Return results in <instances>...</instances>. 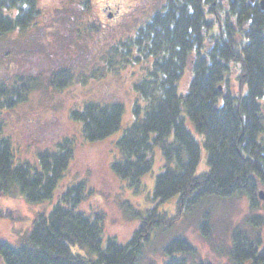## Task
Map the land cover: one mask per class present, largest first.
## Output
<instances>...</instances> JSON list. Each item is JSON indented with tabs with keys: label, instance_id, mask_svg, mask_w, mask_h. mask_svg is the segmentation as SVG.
I'll return each instance as SVG.
<instances>
[{
	"label": "trees",
	"instance_id": "obj_1",
	"mask_svg": "<svg viewBox=\"0 0 264 264\" xmlns=\"http://www.w3.org/2000/svg\"><path fill=\"white\" fill-rule=\"evenodd\" d=\"M259 1L166 0L123 45L135 52L132 65L143 72L140 75L139 69L134 83L133 120L117 140L119 152L111 169L139 191L159 149L163 165L155 177L154 197L160 202L176 197L174 213L135 209L140 223L132 237L120 243L109 236L104 243V213L90 217L78 208L87 192H93L87 180H81L59 194L49 213L35 215L21 245L0 240L3 264H140L153 233L175 226L183 211L201 198L244 195L252 205L259 203L261 187L264 194V9ZM37 10V0H0V37L33 24ZM188 68L190 83L180 93ZM231 73L236 74L237 93L231 91ZM29 77L0 81V114L32 89ZM49 77L57 90H66L71 81L64 67ZM184 109L207 152L209 169L201 174L202 144L185 126ZM70 115L79 122L83 141L93 143L121 128L124 106L88 100L73 107ZM76 139L39 154L40 168L15 163L0 120V195L21 196L30 203L51 199L75 157ZM12 211L0 208V218L13 219ZM255 219L251 223L257 225ZM257 222L260 229L264 217ZM206 225L201 224L202 233ZM161 254L159 264H191L187 257H193L195 247L177 236ZM228 255L232 264H264V237L236 233Z\"/></svg>",
	"mask_w": 264,
	"mask_h": 264
},
{
	"label": "rangeland",
	"instance_id": "obj_2",
	"mask_svg": "<svg viewBox=\"0 0 264 264\" xmlns=\"http://www.w3.org/2000/svg\"><path fill=\"white\" fill-rule=\"evenodd\" d=\"M165 1L37 0L34 23L0 37V81L30 76L34 84L12 109L0 114L3 135L12 142L14 162L26 161L40 168L39 154L55 150L67 139L77 138L75 157L59 179L51 199L30 203L21 196L0 195V208L13 210L14 216L13 219L0 218V240L13 246L21 245L35 215L49 213L61 199L59 194L81 180H87L93 192H87V198L78 208L86 210L90 217L98 211L104 213V243L109 236H115L120 243L132 237L140 223L135 209L144 211L156 207L174 213L176 197L163 202L154 197L155 177L163 165L159 149H155L153 169L142 178L139 191L111 169L114 156L119 152L117 140L133 120L134 83L139 78V69L140 75L143 72L141 66L132 65L135 52L129 53L123 45L130 42L137 29L160 10ZM114 4L120 7L116 15L114 8L106 7ZM62 67L71 74V81L66 90H57L50 86L49 75ZM190 76L188 68L187 76L180 81V93L183 85H189ZM229 82L232 93H237L235 73L229 75ZM246 91L247 86H244L243 93ZM88 100L118 101L124 106L121 128L93 143L83 141L80 124L70 115L73 107ZM182 118L187 129L202 144L197 174L207 172L203 138L185 109ZM259 190L262 191V187ZM181 216L175 226L153 233L140 264H159L162 249L177 236L194 245L195 254L187 257L191 264L199 260L232 264L228 252L236 233L264 237V226L259 229L257 222L260 216L264 217L262 198L252 205L244 195L207 196L185 209ZM255 217L257 225L251 223ZM204 221L207 225L202 233L200 227ZM72 250L80 252L78 247L73 246ZM0 264H3L1 257Z\"/></svg>",
	"mask_w": 264,
	"mask_h": 264
},
{
	"label": "flooded vegetation",
	"instance_id": "obj_3",
	"mask_svg": "<svg viewBox=\"0 0 264 264\" xmlns=\"http://www.w3.org/2000/svg\"><path fill=\"white\" fill-rule=\"evenodd\" d=\"M112 6V7H111ZM106 7L108 8H114V11H115V15L117 14V13H119V11H120V7H119V5L118 4H114V5H106ZM106 8V9H107Z\"/></svg>",
	"mask_w": 264,
	"mask_h": 264
},
{
	"label": "water",
	"instance_id": "obj_4",
	"mask_svg": "<svg viewBox=\"0 0 264 264\" xmlns=\"http://www.w3.org/2000/svg\"><path fill=\"white\" fill-rule=\"evenodd\" d=\"M260 4H261L262 8L264 9V0H260ZM260 197H261L262 199H264V194H263L262 191H260Z\"/></svg>",
	"mask_w": 264,
	"mask_h": 264
}]
</instances>
